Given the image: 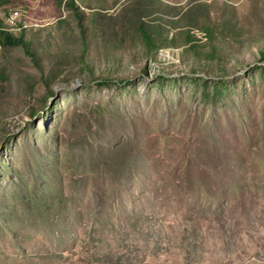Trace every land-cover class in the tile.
Returning <instances> with one entry per match:
<instances>
[{
  "label": "rangeland",
  "instance_id": "rangeland-1",
  "mask_svg": "<svg viewBox=\"0 0 264 264\" xmlns=\"http://www.w3.org/2000/svg\"><path fill=\"white\" fill-rule=\"evenodd\" d=\"M7 0L0 264H264V0Z\"/></svg>",
  "mask_w": 264,
  "mask_h": 264
},
{
  "label": "trees",
  "instance_id": "trees-1",
  "mask_svg": "<svg viewBox=\"0 0 264 264\" xmlns=\"http://www.w3.org/2000/svg\"><path fill=\"white\" fill-rule=\"evenodd\" d=\"M7 0H0V5H2L4 2H6ZM85 2L87 5L89 4V5H92L91 4V2H92V0H81V2ZM94 2H96V3H94L93 5H92V7L91 8H89V9H91V12H94L95 10V8H101L102 6H101V3L99 2V0H93ZM137 1H139V0H137ZM142 1V0H141ZM75 2H76V0H68V4L74 9V10H77V8H76V5H75ZM98 10H96V12H97ZM96 12H94V13H96ZM15 29H17L15 26H8V25H5L1 20H0V35H2L3 36V40L5 41V42H7V43H11V44H22V45H24V46H26L27 44H26V42H25V40H24V38L22 37V36H13L12 34V31H15ZM259 57H260V59H264V50H262L261 52H260V54H259Z\"/></svg>",
  "mask_w": 264,
  "mask_h": 264
}]
</instances>
